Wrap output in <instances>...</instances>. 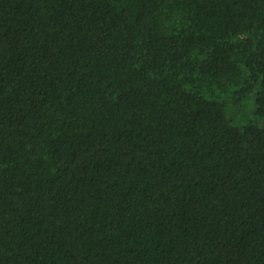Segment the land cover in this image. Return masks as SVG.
I'll use <instances>...</instances> for the list:
<instances>
[{
  "label": "trees",
  "instance_id": "obj_1",
  "mask_svg": "<svg viewBox=\"0 0 264 264\" xmlns=\"http://www.w3.org/2000/svg\"><path fill=\"white\" fill-rule=\"evenodd\" d=\"M0 264H264V0H0Z\"/></svg>",
  "mask_w": 264,
  "mask_h": 264
}]
</instances>
